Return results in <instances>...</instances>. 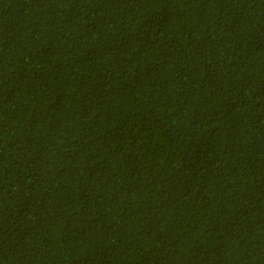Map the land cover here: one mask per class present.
<instances>
[{"label": "trees", "instance_id": "obj_1", "mask_svg": "<svg viewBox=\"0 0 264 264\" xmlns=\"http://www.w3.org/2000/svg\"><path fill=\"white\" fill-rule=\"evenodd\" d=\"M0 264H264V0H0Z\"/></svg>", "mask_w": 264, "mask_h": 264}]
</instances>
